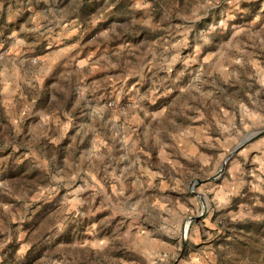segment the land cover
<instances>
[{
	"label": "rangeland",
	"instance_id": "374dc122",
	"mask_svg": "<svg viewBox=\"0 0 264 264\" xmlns=\"http://www.w3.org/2000/svg\"><path fill=\"white\" fill-rule=\"evenodd\" d=\"M263 128L264 0H0V264H264Z\"/></svg>",
	"mask_w": 264,
	"mask_h": 264
},
{
	"label": "water",
	"instance_id": "95a60500",
	"mask_svg": "<svg viewBox=\"0 0 264 264\" xmlns=\"http://www.w3.org/2000/svg\"><path fill=\"white\" fill-rule=\"evenodd\" d=\"M264 133V128L263 129H261L260 131H258L254 136H257V135H260V134H263ZM253 135H252V137H251V139L254 137ZM243 144H244V142H243ZM241 146V145H240ZM237 150V149H236ZM235 150V151H236Z\"/></svg>",
	"mask_w": 264,
	"mask_h": 264
}]
</instances>
